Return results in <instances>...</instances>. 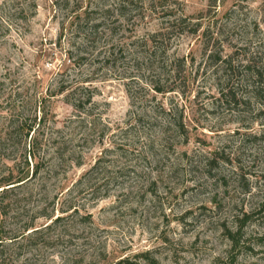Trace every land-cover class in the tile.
I'll return each instance as SVG.
<instances>
[{
	"label": "rangeland",
	"instance_id": "rangeland-1",
	"mask_svg": "<svg viewBox=\"0 0 264 264\" xmlns=\"http://www.w3.org/2000/svg\"><path fill=\"white\" fill-rule=\"evenodd\" d=\"M23 101L2 264H264V0H0V138Z\"/></svg>",
	"mask_w": 264,
	"mask_h": 264
},
{
	"label": "trees",
	"instance_id": "trees-1",
	"mask_svg": "<svg viewBox=\"0 0 264 264\" xmlns=\"http://www.w3.org/2000/svg\"><path fill=\"white\" fill-rule=\"evenodd\" d=\"M19 5L18 3H16ZM19 8V7H18ZM4 13L5 6L1 9ZM24 14H26V11L24 8L16 9V11H13L12 14L8 13L9 16H22V20H25L28 22L27 17H24ZM228 68H231V65L227 66ZM65 92V90H63ZM91 99H88L87 102H90ZM43 102V101H42ZM28 105V101H23L19 105L17 102H14L10 105L8 113L10 114V117L7 118L8 122V128L5 130V134L3 138H0V146L4 144H13L14 140L16 138L21 137L22 134H24V139L26 140V164L28 167H30V163L28 159L37 161V154H36V148L38 146V139H34V135L36 132V126H41V124L46 122V117H40V122L38 124V117H36L34 120L24 117L23 110L26 109ZM75 108L78 110L81 108V104L75 105ZM22 110V111H21ZM31 138V141L28 143V140ZM29 147V151H27V148ZM35 172L33 171V176H38L39 174V164L35 167ZM30 169L26 176L24 177H17L13 174H9L6 176L0 175V218H3V216H7L6 209L10 208L9 203L6 204V197L7 195L15 190L16 188H20L24 186L27 182H30ZM50 218V217H49ZM52 218V217H51ZM50 218V219H51ZM62 218H57L55 220V224H58L62 221ZM34 229L33 223L25 226L23 233L21 237L12 236L10 233H5L3 229L0 227V264L4 263L6 261V252L5 250L10 247V245L16 244L19 240V238L27 239L30 238V236L34 233H37L38 231H34L32 233H29L30 230ZM27 236V237H26ZM135 264V263H132Z\"/></svg>",
	"mask_w": 264,
	"mask_h": 264
}]
</instances>
